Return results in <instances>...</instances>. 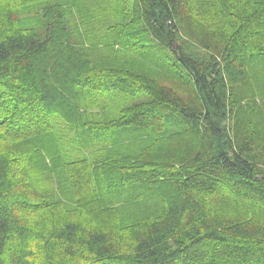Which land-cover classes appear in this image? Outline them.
<instances>
[{
  "label": "trees",
  "instance_id": "16d2710c",
  "mask_svg": "<svg viewBox=\"0 0 264 264\" xmlns=\"http://www.w3.org/2000/svg\"><path fill=\"white\" fill-rule=\"evenodd\" d=\"M128 9L108 29L155 50L183 93L78 44L71 9L45 7L40 31L0 18V264H264V102L247 70L264 0ZM223 192L243 217L211 213ZM140 203L144 218L121 214Z\"/></svg>",
  "mask_w": 264,
  "mask_h": 264
},
{
  "label": "rangeland",
  "instance_id": "374dc122",
  "mask_svg": "<svg viewBox=\"0 0 264 264\" xmlns=\"http://www.w3.org/2000/svg\"><path fill=\"white\" fill-rule=\"evenodd\" d=\"M208 4L201 2L197 5L196 10L192 12L194 21L200 22L205 16L207 18L211 16ZM49 5L71 9L72 30L74 39L78 44L82 43L89 47L94 46L93 49L101 52L100 57L102 59L114 61L112 63L120 61L136 73L152 77L169 87L175 88L178 85L180 87L175 89L179 90L180 93L184 92L174 70L163 66L158 53L156 55L153 53L155 50L143 48L140 51L142 54L138 53L134 51L138 47L135 37H129L125 32L115 33L114 30L108 29L121 22L124 15L131 13L128 7H131L132 0H0V18L7 13H12L17 16L18 21L20 20L22 28H34L40 31L41 14L45 7ZM82 20L84 23H82ZM247 70L253 79L255 100L260 105L261 102H264V55L254 57ZM139 100V97L115 98L107 103L108 111L112 117L116 118L122 110L137 104ZM252 120L260 124L264 121V116L253 115ZM7 143L13 146L10 142ZM5 146V142L0 140V151ZM133 147V149H137L135 145ZM29 176L35 187L39 189L45 187L44 184L36 181L34 176ZM216 196L217 198L213 199L209 206H211V213L217 219H226L233 216L243 217L244 210H241L234 202L226 199V197H229L228 193L223 192ZM125 206L127 207H124L121 211L123 216L129 214L132 216L134 214L132 211L138 210L137 216H143L142 218H144L147 213L153 210L148 209L146 203ZM249 213L244 215L248 217L255 215V213L248 215Z\"/></svg>",
  "mask_w": 264,
  "mask_h": 264
}]
</instances>
